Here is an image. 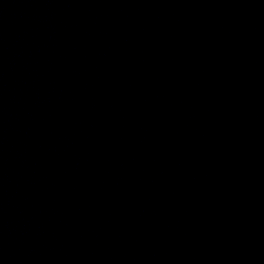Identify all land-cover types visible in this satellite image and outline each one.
<instances>
[{
    "label": "water",
    "instance_id": "1",
    "mask_svg": "<svg viewBox=\"0 0 264 264\" xmlns=\"http://www.w3.org/2000/svg\"><path fill=\"white\" fill-rule=\"evenodd\" d=\"M0 264H264V0H0Z\"/></svg>",
    "mask_w": 264,
    "mask_h": 264
}]
</instances>
